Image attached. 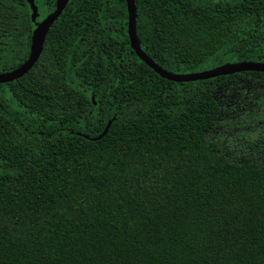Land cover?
Listing matches in <instances>:
<instances>
[{
    "label": "trees",
    "instance_id": "1",
    "mask_svg": "<svg viewBox=\"0 0 264 264\" xmlns=\"http://www.w3.org/2000/svg\"><path fill=\"white\" fill-rule=\"evenodd\" d=\"M33 1L36 20L54 8ZM134 5L139 46L162 69L264 62V0ZM23 10V50L0 72L26 58L33 28L24 0H0V36ZM242 78L264 82L164 80L129 48L124 0H67L32 68L0 84V264H264V148L207 139L214 87ZM124 104L138 115L121 118Z\"/></svg>",
    "mask_w": 264,
    "mask_h": 264
},
{
    "label": "rangeland",
    "instance_id": "2",
    "mask_svg": "<svg viewBox=\"0 0 264 264\" xmlns=\"http://www.w3.org/2000/svg\"><path fill=\"white\" fill-rule=\"evenodd\" d=\"M25 19L23 10L16 30L0 36V65L5 62L8 64L17 62L23 50ZM250 24V21L239 24L236 29L243 34ZM227 43L222 50L228 48ZM211 63L213 61L203 64V69L209 68ZM198 87L196 84L178 86L174 92L177 95H187L195 92ZM212 95L217 103L218 113L213 128L207 133V139L230 152H245L254 156L259 154L264 148V82L242 78L237 83L223 88L214 87ZM138 113V106L124 104L118 115L126 119Z\"/></svg>",
    "mask_w": 264,
    "mask_h": 264
},
{
    "label": "water",
    "instance_id": "3",
    "mask_svg": "<svg viewBox=\"0 0 264 264\" xmlns=\"http://www.w3.org/2000/svg\"><path fill=\"white\" fill-rule=\"evenodd\" d=\"M28 5L30 14L29 19L35 24L33 30L30 34L29 47L26 58L15 68L0 72V84L9 83L16 80L26 74L33 66V64L38 59L45 35L48 28L55 21V19L61 13L63 7L65 6L67 0H55L54 8L46 16H44L39 22L35 23V18L37 17V10L33 0H24ZM125 11H126V35L128 39V45L130 50L133 52L135 57L141 61L146 67L151 69L160 78L174 82V83H187L194 81H201L217 76H224L233 73L240 72H259L264 74V62L260 61H234V62H224L222 64L202 69L198 71H191L185 73L170 72L162 69L160 66L155 64L140 48L136 33H135V5L134 0H124ZM108 121L99 135L94 139L102 137L109 126Z\"/></svg>",
    "mask_w": 264,
    "mask_h": 264
},
{
    "label": "flooded vegetation",
    "instance_id": "4",
    "mask_svg": "<svg viewBox=\"0 0 264 264\" xmlns=\"http://www.w3.org/2000/svg\"><path fill=\"white\" fill-rule=\"evenodd\" d=\"M29 14H30V12H29ZM36 18H37V17H36ZM36 18H35V23H36V22H39V21L42 19V18H41V19H39V20H36ZM32 23H33V22H32ZM34 26H35V24L33 23V28H34ZM33 28H32V30H33ZM32 30H31V31H32ZM30 34H31V33H30Z\"/></svg>",
    "mask_w": 264,
    "mask_h": 264
}]
</instances>
